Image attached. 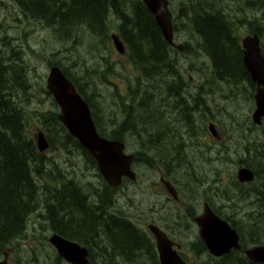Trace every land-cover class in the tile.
I'll return each mask as SVG.
<instances>
[{"label":"trees","instance_id":"16d2710c","mask_svg":"<svg viewBox=\"0 0 264 264\" xmlns=\"http://www.w3.org/2000/svg\"><path fill=\"white\" fill-rule=\"evenodd\" d=\"M13 1L22 14L45 26L54 38L63 44V47L71 44L77 52L81 46L84 47L86 42L80 35L81 33H86L87 39H92L91 36L97 37L106 47V42H111L110 20L117 23L116 31L125 40L129 50L128 58L139 76L134 83L130 81V85H135L136 90L131 89L127 100L123 103L131 107L129 109L131 113L129 115L122 113L120 120L113 118L112 126L118 127L127 119L123 130H129V126L132 128L131 131L119 133L120 130L106 127L104 123H101L99 115L102 109L97 104L93 105V99L90 97L95 98L97 94L95 85L94 89L92 88L88 67L77 65L85 64V55L88 56L89 53L84 55L78 53L75 61L74 58H70L71 66L53 63L52 60L49 61V65L56 64L61 67L75 83L78 91L91 106L101 135L129 144L133 141L136 144L135 147L132 144L133 148L139 150L138 160L144 156L152 166L153 130L156 126L163 130L171 129L170 111L179 114L171 131L184 134L180 126L183 125L186 127L184 128L185 134H193L199 125L196 121L199 104H202L201 110L205 111L206 115L210 108L209 98L219 93L216 89H220V84H227L225 86L230 88L249 85L252 89L250 98L254 102L256 84L252 81L243 62L240 38L233 33L236 28L231 24L229 15L225 12L229 4L221 3L222 8L214 9L213 2L208 5L207 0H183L175 8L177 13L175 29L178 30L177 24L184 21L189 26L188 31H193L190 34L192 41L196 43L198 52L200 51L198 56L200 54L201 57L208 56L212 64L208 72L201 68V85H205L206 89L201 88L195 93L187 85L189 78L180 68L178 52L163 38L153 14L142 0ZM170 1L173 6L175 0ZM246 1L251 0H242V3L245 4ZM207 5L212 8L210 12L204 11ZM250 6L260 12L264 9V0H252ZM253 16L256 17V14ZM189 49L191 50V47ZM8 54L14 58L19 57V53L15 51L8 52ZM91 54L94 53L91 52ZM14 58L6 59L5 52H0V256L5 249L19 248V240H26L30 237L29 221L40 224V218L44 217L50 224L49 227L42 226L44 229L77 241L93 252L99 250L101 254L97 257L93 256L92 264H102L101 260L103 264H115L117 253L129 258H136V256L142 258V254L145 253L143 249L148 247L150 242L144 234L135 232L128 221H123L121 217L109 213L110 207L108 209L104 207L105 201H109L111 206L113 195L104 193L99 205L93 204L89 198L88 203L85 201L87 197L81 185L72 178L69 172L62 171L56 164H49L58 163L61 159L48 156L37 149L30 131V126L34 123L43 127L51 152L60 151L67 154L70 150H77L90 158L97 168L94 157L69 134L60 122L58 107L51 93L43 85H33L28 77L29 73L24 68L21 70L15 62L17 59ZM102 60L112 67L107 56H102ZM78 68L83 70L75 73L72 71ZM81 72H84V75H80ZM104 77L107 79V74ZM161 95L164 104L159 108L156 106L155 98ZM26 97L32 98L37 108L46 101H49L52 107L49 110L38 109V114L26 121L27 112L22 104ZM42 97H45V100L40 101ZM149 102H152L154 108L157 107L159 110L155 111L151 105L149 109H146ZM34 118L37 121L34 122ZM129 120L130 122L127 123ZM179 120L183 122L178 125ZM145 123L147 127H143ZM258 128L264 131V126ZM250 131V128H247L242 135L247 147L244 150H236V155L239 159L238 164L251 167L256 179L249 189H243L237 181H233V191L236 194H230L225 190L224 198L233 201L234 207L239 203L250 202L255 208L253 212L256 216L251 210L244 212L249 206L246 208L243 206L240 209L236 207L231 216L223 214L219 211L220 209L216 210L239 231L244 248L252 244L264 243V132L257 141ZM176 139L177 135L172 134V143L168 144L163 140L165 142L163 146L166 148L169 145L172 149L174 148V162L190 163L193 159L189 156L186 143L183 142L185 145L180 152H175ZM155 144L160 154L161 143L156 142ZM194 144L199 147L196 153H204L203 145L205 144L202 146H198V143ZM210 150L206 146L205 153H211ZM156 158L161 166H170L172 173L181 171L178 164L168 165L164 159L157 156ZM46 179L51 180L50 184L48 181L46 184L43 183ZM66 186L69 190L65 191ZM48 201H52V204L49 205ZM34 232L36 236L38 231L34 230ZM201 248H195L194 252L201 253ZM57 259L60 261L59 258ZM146 261L148 260L141 264H147ZM204 261H208V264H260L250 261L244 251H233L220 258L206 254ZM153 264H160L154 246Z\"/></svg>","mask_w":264,"mask_h":264},{"label":"rangeland","instance_id":"374dc122","mask_svg":"<svg viewBox=\"0 0 264 264\" xmlns=\"http://www.w3.org/2000/svg\"><path fill=\"white\" fill-rule=\"evenodd\" d=\"M177 2L183 1V0H176ZM208 2V5L211 4L210 0L206 1V4ZM221 3L227 4V3H235L234 9L235 12L241 14L243 16V20L245 23L249 24L252 23V25H255L254 22L256 21L255 18L249 19L250 15L256 14L260 20L264 23V9H262L260 12L253 9L250 5L252 4V1H247L245 4H242V0H217L215 1V7L214 9H220L222 8L220 6ZM240 3V4H239ZM208 5L207 8H204V11H211L212 8H209ZM247 9L250 14L248 16L247 13L242 12L240 10V7ZM122 8L123 5H122ZM209 11V12H210ZM197 12H200L197 10ZM228 14V13H227ZM229 15V14H228ZM230 19V15H229ZM182 26V23H181ZM241 27V26H240ZM110 30L111 32L116 30V22L113 20H110ZM182 33V37L188 38L191 37L190 33H193V31H188ZM243 32V31H241ZM77 34V33H76ZM80 34V32L78 33ZM85 40L84 47L81 46L80 50L77 52L71 44L67 45L66 47H63V44L56 40L54 36L51 34V32L42 24L38 23L37 21L28 19L22 12L20 11L19 7L13 0H0V52H5L6 59L7 58H14L11 54H8V52H12L13 50L17 53H19V59L14 58L18 66H20V69L23 68L29 73L28 77H30L31 82L33 85H43L46 87V81L47 76L50 70L49 67V61L52 60L54 63H62L63 65H72V61L70 58H74V61L77 60L78 55H84L88 54V56L85 55V64H77L81 67H85L87 65V71L90 73V81L93 84L92 88L94 89V85H96V92L98 93L96 95V98L92 97L95 104L98 103V106L104 110L107 113L104 118V123L108 127H112V123L114 122L113 119L109 116L110 112H113L115 115L118 112V115L122 114L123 109L118 110L117 105H114V97H113V86L108 85L106 82L105 84L102 82V80L105 78L104 75L108 72L111 73L115 69L113 67H110L104 60L101 59L102 56H112L113 61L122 62V65L118 69V75L115 76H109V81L116 82V84L120 86H124L126 82L127 77H131L132 83L136 81V78L139 76L138 71H134L131 64H127V61L125 62L124 59H120L118 53L111 52L109 50L110 44L109 42H106V47L103 45L101 41L97 37L91 36L92 39H87L86 33L80 34ZM69 43V42H68ZM192 52L185 51L184 53H180L177 55L179 61H180V68L184 70V73L186 72V76H190L191 73H189L192 69V77L194 78V83L196 84L201 79L200 70L201 68L206 71L208 66H202V63H199L196 59L193 58V56L199 54L198 48L196 46V43L194 41L191 42ZM104 47V48H103ZM188 47V48H189ZM13 51V52H14ZM94 53V54H91ZM79 53V54H78ZM201 56V54H200ZM203 59L199 58V60ZM21 60V61H18ZM207 61H209L208 58H206ZM14 62V61H13ZM190 67V69H188ZM83 70L82 68H78V71ZM72 71L75 73V69H72ZM189 71V72H188ZM210 71L208 68L207 72ZM135 72V74H134ZM25 73V71L23 72ZM84 72H81L80 75H84ZM206 74V73H205ZM204 74V76H205ZM108 85V86H106ZM227 84H220V89L218 90V99L216 100L215 107H212L211 112L208 114V117H212L214 115L215 118L214 122L219 125V131L221 134H227L229 135V138L227 140V144L225 142H222V140L218 142H212L211 139L203 138L201 137H195L193 134H185L184 128H186L183 125H180L182 127V133L183 136H185L184 143L188 145V148H191L189 151V156L192 157L193 160H191L190 163L188 162H174L175 153L171 146L166 148L163 146L164 141H161V155L160 154H153V156H157L159 158L164 159L167 164H178L181 168L180 172L182 175H184V181H186V184L181 182V176L180 172L177 173V177H175L177 180H172L175 185L179 188L181 193L183 195H186L187 199L190 200V205L194 204L195 201L199 202V206L203 204L204 200H209L216 206V208H221L223 214H232V211L230 209V206L226 203V200H223L224 191H228L230 194H235V191H233V185L232 182L235 181L234 175L237 171L238 164L235 163V161H238L236 155V150L242 149L244 150L247 147V143L242 139V135L244 134V131L247 130V128H250L251 131H254V134L257 135L261 132V130L256 127L254 124H252L251 121V113L254 108V102L251 100L250 96L252 94V89L249 85H240L238 88L235 87H228L225 86ZM191 89L194 88V85L189 86ZM242 98V99H241ZM45 100V97H42L40 101ZM117 103V102H116ZM23 107L25 106V110L27 112V120L30 118L36 116L38 114V109L40 110H49L52 107V104L49 101H46L42 103L39 108L34 104L32 98H25L23 99ZM119 105V103H117ZM214 104V101L211 102V105ZM150 105L153 106L152 102H149L146 109L150 108ZM214 106V105H213ZM126 109V108H125ZM117 110V112L115 111ZM175 110V109H172ZM205 112V111H204ZM203 112V113H204ZM127 115H129L131 112L125 111ZM113 115V117H116ZM178 115L175 111H170V121L172 123H176V120L178 118ZM145 117V116H144ZM157 117V116H156ZM125 118V117H124ZM120 120V119H119ZM127 120V119H126ZM126 120L119 124V126H114V128L120 130L122 133L123 131H131L132 128L128 126L129 130H123L124 124H126ZM205 120V116H201V120L199 121V126L202 125V122ZM37 121L36 118H34V122ZM130 120L127 122L129 123ZM133 121L131 120V123ZM182 120L177 121L178 125L182 123ZM120 123V122H119ZM36 123L31 125V133L33 134L37 133L40 128L43 129V127L39 124L36 125ZM135 124V123H134ZM136 125H139L136 123ZM247 125V126H246ZM143 127H147L146 123ZM142 131V129H139V131ZM151 133V132H150ZM153 133L160 134L163 136V139L166 141V143H170L171 136L168 134L166 130L163 131V129L159 126H156L153 130ZM143 134V132H142ZM133 145H136L133 141H131ZM222 142V143H220ZM156 141L153 138V145ZM194 143H198V146L203 145L205 148L206 146L211 149L212 153H205V148H203L204 153H196V150H199V147L197 145L194 146ZM182 145H179L175 148V152L178 153L182 150ZM194 146V147H193ZM223 148V149H222ZM53 153V152H52ZM65 154V155H64ZM54 158L61 157V159L65 160V163L68 162L67 168H64L61 166L63 164L62 160H58V166L61 170L68 169L72 172V175L78 180L81 181L83 184L88 183H95L94 178H92L90 175H88V168H86L84 161L82 160V157L73 152L68 151L66 154L61 153L60 151H57L56 154H50ZM64 155V156H63ZM187 159L188 156H186ZM215 160L216 162L212 161ZM244 159V158H243ZM176 160V159H175ZM83 161V162H82ZM177 161V160H176ZM60 162L62 163L60 165ZM186 167V169H185ZM151 168V169H148ZM174 169V168H173ZM57 170V169H56ZM220 170V184L217 180V171ZM173 172V171H172ZM187 174H185V173ZM137 174H139V181H137L135 184H126L125 188L121 189L119 192L115 190L113 193L114 195H117V198H120L122 201V204L126 202L128 205L134 204L132 207L126 208L128 212H135V200H139L140 198H145V209L147 213H149V205L153 204V194L151 192V185H153V181L157 180V172L153 171V167L151 165H141L140 168L137 171ZM151 174L150 179L148 181H143L142 179L148 178V176ZM201 179L205 180L204 184H201ZM199 180V182H197ZM48 181V184H50L51 180L46 179L44 180V183ZM199 183V185H198ZM201 184V185H200ZM253 183L250 184H243L245 189H249L253 186ZM179 185L181 187H179ZM94 186V184H92ZM209 187H212L209 190ZM222 187L221 190H218L217 188ZM69 190V187H65V191ZM124 194V195H123ZM94 195V192L92 193ZM91 195V196H92ZM115 199V197L113 198ZM87 201V200H85ZM163 211L166 212V209H170L172 206L173 208H177L180 211L188 210V203L187 206H178L176 203L167 201L166 199L163 200ZM248 202V200L246 201ZM49 205L52 204V201H48ZM161 203V202H160ZM244 203V204H243ZM239 203L238 208L243 207L246 203ZM250 203V202H248ZM54 204V202H53ZM88 204V203H87ZM89 205V204H88ZM85 206V205H84ZM83 207V205H81ZM104 207H107V209L110 207L109 201L104 202ZM165 207V209H164ZM195 208V204H194ZM167 213V212H166ZM151 218H153V205H152V211L150 212ZM148 214V215H150ZM254 216L256 214L252 212ZM147 215V216H148ZM180 215L178 212H175V218ZM78 216V215H74ZM145 215V217H147ZM78 218H81L78 216ZM74 221V220H73ZM143 221L147 222V218H145ZM49 227V222L43 217L40 221V224H35L30 221V232L28 235V239H23L19 243V248L13 249L11 257L9 258L10 262L12 264H68L67 262H57L54 258L57 255V250L48 242V238L51 236L52 231H48L44 229V227ZM167 225L164 229H168ZM173 228L177 231V228L175 225H172ZM169 229L168 232L171 230ZM34 230H37V234L35 235ZM135 237V236H134ZM136 238V237H135ZM98 254H101L99 250H95V256L97 257ZM116 258H120L123 254L117 253ZM206 255V254H204ZM195 257V253L189 252L187 257L190 260H193L196 264H208V261H204V257ZM53 258V259H52ZM188 259V260H189ZM199 259V260H198ZM0 260H2L0 258ZM108 261V258H107ZM144 261L143 258L136 257L135 261H133V264H141ZM103 264V261H100ZM99 262V263H100ZM108 264V263H107ZM119 264V263H115Z\"/></svg>","mask_w":264,"mask_h":264},{"label":"water","instance_id":"95a60500","mask_svg":"<svg viewBox=\"0 0 264 264\" xmlns=\"http://www.w3.org/2000/svg\"><path fill=\"white\" fill-rule=\"evenodd\" d=\"M144 2L155 16L164 37L169 43H173L172 14L169 9V1L144 0ZM113 39L116 48L124 53L123 42L116 35H113ZM243 47L244 63L253 81L257 84L256 109L253 113V120L256 124H261L264 118V55L260 48L259 37L257 35L246 37ZM178 48H182V46H178ZM47 89L61 108L59 115L61 122L93 154L105 179L111 185H119L124 175L135 178V173L131 169L133 157L124 153L123 143L107 140L98 134L88 103L59 67L51 69L47 80ZM210 129L214 132L215 126L211 125ZM36 139L40 151H45L48 148V142L44 134L41 132ZM238 178L241 182H249L255 179V174L251 169L244 167L240 169ZM169 191L176 196L175 189L169 187ZM198 224L201 226L200 237L212 255L219 256L232 249H241L237 230L231 227L225 219L215 214L208 205L205 206L204 214L198 218ZM152 230L157 240L161 264H187L175 253L173 243L163 231L156 227H153ZM50 242L57 249L58 254L69 261L72 262V256L78 254L80 264L89 263L88 250L81 248L75 242L56 234L50 238ZM245 253L253 261L264 262V245L247 248ZM0 264L10 263L8 259H4L0 261Z\"/></svg>","mask_w":264,"mask_h":264},{"label":"flooded vegetation","instance_id":"af4514ba","mask_svg":"<svg viewBox=\"0 0 264 264\" xmlns=\"http://www.w3.org/2000/svg\"><path fill=\"white\" fill-rule=\"evenodd\" d=\"M234 5H236L235 3H231L228 6V9H233V13L231 14H236L237 12H235L234 9ZM240 10L242 12H245L244 9L242 7H240ZM239 14V13H237ZM122 40L124 41L125 45L127 46L125 40L122 38ZM185 41V45H189V41L184 40ZM115 53V52H114ZM120 59H124L125 62L127 61V64H131L132 62L130 60H128V54L126 55H119ZM115 66L120 67L122 65V62H118L114 61L113 62ZM113 65V67H114ZM132 66V64H131ZM132 68L134 69V67L132 66ZM108 86V85H106ZM114 87L113 90V97H114V101L118 102L121 106V109H123L122 113H125V111L131 109V107L129 105H124L123 104V100H125L124 98H121L120 95L122 94V91H120L118 85H112ZM157 86V85H155ZM195 87H199L200 89L202 88L203 85H194ZM131 89H135L136 90V86L132 85L131 88H129V94L131 92ZM162 95L161 97H156L155 101L157 102L156 106L160 108V101L163 103L162 101ZM200 108L197 111L200 115L203 113L202 112V104H199ZM155 107L154 110L158 111L159 108ZM126 108V109H125ZM116 111V110H115ZM179 118V117H178ZM177 118V120H178ZM219 126V125H218ZM164 131V130H163ZM168 132V134L171 136L174 132L171 130H166ZM154 139L156 142H160L163 141V136L160 134H156L154 133ZM166 142V141H165ZM171 143V141H170ZM159 154V152L156 150V145H153V154ZM153 171L157 172V175L159 174V180L158 181H153V185H151V192L153 194V204L149 205V213H147L146 209H145V198H140L138 201L135 200V212H128L126 210L127 206L130 207V205H128L126 202H124L122 204V201L124 200H120V198H117V195L115 196V200L118 202L116 205V208L112 209L110 207V212L112 215H117V216H121V213H123V216H121V218L123 219V221H129V223L132 225V227L134 228V231H138L140 230L141 232H143L146 235V239H150V245L148 247H145L143 249V253L142 254V258L146 261L147 264H153L151 263L153 261V242L157 248L156 245V241L155 239H153V234L151 233V230L149 231L148 228L150 225H158V227L166 232V234L169 236V238L175 242L177 245H179L180 247H175V249L178 250L180 256L182 258H187V255L189 252H193L194 248H201L202 244L199 242V227L196 224V218L201 215L202 211V205L199 206V202L195 201V208H194V204L190 205V200L187 199L186 195H183L181 193V191L179 190V188L175 185V183L173 181H169L166 179V177L163 175L162 170L159 168V166L157 165V158L156 156H153ZM177 173L179 172H174L172 173L175 177L178 178ZM181 174V172H180ZM181 177V182L186 184V181H184V177L181 174V176H179V178ZM140 179H138L139 181ZM143 181L145 179H142ZM174 180H177L176 178H174ZM166 181V183L164 182ZM171 182L177 191V197H175L173 194H171L168 190L169 185L167 182ZM179 187H181L179 185ZM125 187H123L124 189ZM95 190V186L92 185H85L84 186V193L87 197V202H88V198L92 195V193ZM164 199H166L167 201H171L176 203V205L178 206H187L188 205V210H184V211H180L177 208H173L172 206L170 207V209H166V212H164L162 209L164 203ZM161 202V203H160ZM89 203V202H88ZM204 203V202H203ZM94 204V203H93ZM205 204V203H204ZM99 205V204H97ZM152 205H153V218H151V214L150 212L152 211ZM113 206V207H114ZM132 207V206H131ZM165 209V207H164ZM175 212H178L180 215H178V217L175 218ZM150 214V215H148ZM145 215L147 217H145ZM145 218H147V222L143 221ZM167 225L168 229H164ZM172 225H175L177 228V231L175 229H171L173 228ZM171 229L169 232L168 230ZM201 245V246H200ZM202 251L201 254L204 255V249L202 246ZM90 259L93 260V257H91V253H90ZM95 256V255H93ZM137 257V256H136ZM136 258H129L126 256H121L120 258L116 259V262L119 264H133L132 262L135 261Z\"/></svg>","mask_w":264,"mask_h":264},{"label":"bare ground","instance_id":"6f19581e","mask_svg":"<svg viewBox=\"0 0 264 264\" xmlns=\"http://www.w3.org/2000/svg\"><path fill=\"white\" fill-rule=\"evenodd\" d=\"M211 1V3L213 2V4H215V0H210ZM247 5H248V1H247ZM116 29H117V23H116ZM111 31V30H110ZM187 33L189 34V32L187 31ZM191 42H192V39H191V37H189V43H190V45H191ZM189 46H187V45H184L183 47H182V53H184L185 51H187V52H192L189 48H188ZM14 51V50H13ZM177 55V54H176ZM178 58V57H177ZM54 63V62H53ZM57 63V62H56ZM56 65V64H55ZM208 86V85H207ZM190 88V87H189ZM211 88V87H210ZM191 89V88H190ZM211 89H213V88H211ZM191 90H193L195 93H196V91H199L200 89H196V88H193V89H191ZM97 94V93H96ZM218 96H219V94H216L215 96H213V97H211V98H209V104H210V108H209V112H208V114L211 112V110L210 109H212V107H214V108H216L215 107V104H216V100L218 99ZM95 98H96V96H95ZM242 99V98H241ZM212 101H214V106L213 105H211V102ZM97 105H98V103H97ZM117 105V107H118V110H120L121 109V107L118 105V104H116ZM102 111H104V110H102ZM203 112V111H202ZM201 116H205V119H207V118H210V117H208V115H205L204 113H202L201 115L200 114H198V116L196 117V121H200L201 120ZM213 118H215L214 117V115L212 116ZM119 118L120 117H117V119L119 120ZM26 121H27V116H26ZM104 126H106V127H108L106 124H104ZM115 125H113L111 128H113ZM195 127V126H194ZM198 128L200 127L199 125L197 126ZM215 130H219V128H216ZM263 132L264 131H261L259 134H257V135H255L254 134V131H250V133H252V134H254V136H255V138H256V140L258 141L259 140V136L260 137H262V135H263ZM249 133V134H250ZM131 141V140H130ZM171 143H172V141H171ZM129 144V143H128ZM169 144V143H168ZM130 145V149L132 150V151H134V152H136L137 154H138V152H139V150H137L136 148H133V146H132V144H129ZM196 144H194V146H195ZM193 146V147H194ZM134 147H135V145H134ZM170 146L168 145V148H169ZM186 148H187V150H188V153H189V151H190V149L191 148H188V145H186ZM53 153H55L56 154V151H52ZM211 153H212V151H211ZM192 158V157H191ZM82 160L84 161V164H85V166H86V168H88L87 170L89 171L88 172V175H90L92 178H94V180H95V183H88L87 185H89V184H94V186H95V190H94V195H92V196H90L89 197V199H90V201L91 202H93L94 204H100L101 202H102V195H104V193H110L111 195H113V198L116 196V195H114V189H109V187H108V184H109V182L107 181V180H105V177L104 176H102V175H100V173H99V171L97 170V168H96V166L95 165H93V163H92V161H90V158H88V157H82ZM82 161V162H83ZM143 161H146V159L144 158L143 159ZM212 161L213 162H216L215 160H213L212 159ZM49 164H56L57 166H58V164L56 163V162H53V163H49ZM147 165H150L149 163L147 164ZM147 165H146V167H147ZM152 166V165H151ZM59 167V166H58ZM153 167V166H152ZM64 170H66L67 172H69V174L72 176V178L77 182V183H79L80 185H81V187H82V190L84 191V186H85V184H83L81 181H78L73 175H72V172L70 171V170H68V169H64ZM64 170H62V171H64ZM71 179V178H70ZM135 180L137 181V177L135 178ZM201 184H204L205 183V180L204 179H201ZM44 183V182H43ZM44 184H46V183H44ZM53 184V183H52ZM200 184V185H201ZM198 185H199V183H198ZM122 189V187L121 186H118L117 187V191L119 192L120 190ZM236 194V193H235ZM235 194H233V195H235ZM124 195V194H123ZM120 198H121V196H120ZM223 200H226L227 202V204L230 206V209H231V211H232V213H234L235 212V209H236V207L237 206H235L234 207V202L233 201H231V200H229V199H225L224 198V195H223ZM114 201H116L115 199H113V202L112 203H114ZM205 203V204H204ZM204 203H203V205H202V209H201V211H202V213H201V215H199L197 218H196V224L198 225V227H199V236L201 235L200 233H201V226L198 224V218L199 217H201L203 214H204V211H205V206L206 205H208L211 209H213L214 207H215V205L214 204H212V202L211 201H209L208 199L207 200H204ZM134 204L132 203L131 204V206H133ZM130 206V207H131ZM247 206H249V208H247L244 212H246V211H249V210H251V212H253L254 210H255V208L250 204V203H247V204H245L244 205V208H246ZM111 207V206H110ZM238 208V207H237ZM240 209V208H239ZM219 211H221L222 212V210H221V208H220V210ZM109 213H111L110 212V208H109ZM222 213H224V212H222ZM226 214V213H225ZM228 215H232V214H228ZM121 216H123V213H121ZM120 216V217H121ZM47 220V219H46ZM226 221L229 223V225L231 226V227H233V228H235L231 223H230V221L229 220H227L226 219ZM30 222V221H29ZM29 222H28V224H29ZM129 222V221H128ZM50 225V224H49ZM153 227H156V228H158V229H160L157 225H150L149 226V228H148V230H152V228ZM236 229V228H235ZM161 230V229H160ZM162 231V230H161ZM138 232L139 233H141V234H144L143 232H141L140 230H138ZM59 235V234H57V233H55V232H53L52 231V234H51V236L48 238V242L50 243V238L53 236V235ZM145 235V234H144ZM59 236H61V235H59ZM146 236V235H145ZM61 237H63L64 239H67V240H69V241H72V242H75L76 244H78V245H80V247L82 248H86V250H88V253H89V255H90V253H91V257H93V255H95V251L93 252L91 249H89L87 246H85V245H82V244H80L79 242H77V241H74V240H71V239H68V238H65L64 236H61ZM21 240H23V239H21ZM21 240H19V242L18 243H20V241ZM149 242H151V240L149 239ZM51 244V243H50ZM153 244H154V242H153ZM240 245H241V249H232V250H229V251H226V252H224V254H222V255H219V256H217V255H211V256H213V257H215V258H220V257H223V256H225V255H227V254H229V253H231V252H233V251H244L245 252V250L247 249V248H249V247H246V248H244L243 247V244H242V241H240ZM262 244H260L259 246H261ZM180 247L179 245H177L175 242H173V249H175V247ZM14 249V248H13ZM13 249H10V248H8V249H5L4 250V252L2 253V255L0 256V258H2V260H3V258H5V259H9L11 256V254H12V250ZM175 251V253L182 259V257L180 256V254H179V252H178V250L177 249H175L174 250ZM205 251V250H204ZM204 254H205V252H204ZM205 257H206V255H204ZM205 257H204V259H205ZM57 258H59L60 259V261L57 259ZM72 258H73V261L71 262V261H69L68 259H66L65 257H63V256H61L60 254H58L57 253V255H56V257L54 258L57 262H61V261H65V262H67L68 264H80L79 262H78V254H74L73 256H72ZM53 259V258H52ZM253 262V261H252ZM159 263L161 264V261H160V258H159ZM254 263H260V264H264V262H258V261H254Z\"/></svg>","mask_w":264,"mask_h":264}]
</instances>
